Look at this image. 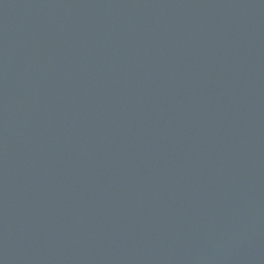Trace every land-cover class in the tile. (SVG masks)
<instances>
[{
  "label": "water",
  "instance_id": "water-1",
  "mask_svg": "<svg viewBox=\"0 0 264 264\" xmlns=\"http://www.w3.org/2000/svg\"><path fill=\"white\" fill-rule=\"evenodd\" d=\"M0 264H264V0H0Z\"/></svg>",
  "mask_w": 264,
  "mask_h": 264
}]
</instances>
